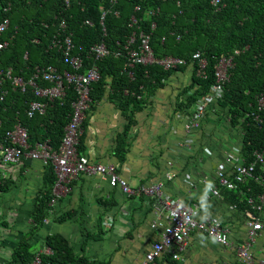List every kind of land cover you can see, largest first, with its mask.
I'll return each instance as SVG.
<instances>
[{
	"label": "trees",
	"instance_id": "obj_1",
	"mask_svg": "<svg viewBox=\"0 0 264 264\" xmlns=\"http://www.w3.org/2000/svg\"><path fill=\"white\" fill-rule=\"evenodd\" d=\"M213 1L71 0L70 5H67L65 0H0V23L6 17L11 21L9 30L1 38L9 42L8 48L0 56L1 66L5 72L12 68L15 75L25 79L32 77L36 68L55 66L59 72L69 70L70 66L65 65L61 50L52 48V45L55 38L64 41L66 36H71L75 45L74 54L85 57L86 68L89 64L96 63L102 75L101 80L93 87L94 102L91 109L94 108L96 99L113 93L121 100L123 110H127V117L133 122L135 113L142 108V104L151 95L156 96L157 92L166 89L169 82V87L173 86V92L169 95L170 102L168 101L169 106L166 108H171L170 112L176 118L179 113H190L216 83L215 69L219 60L232 56L239 50L240 54L235 56V67L230 71L231 80L225 85V93L217 103L218 114L203 120V127L199 132L202 141L199 142L206 145L215 141V145H220L226 139H232L234 131L242 157L246 164H251L255 161L256 152H264V112L258 106V97L264 94V0H222L218 5H214ZM137 7H140V11L136 10ZM9 8L11 10L6 12ZM153 12L154 15L151 14ZM104 13L106 16L102 23ZM133 17L138 20L136 25L132 23ZM153 24L156 25L155 29ZM134 33L139 41L142 33L151 35V45L157 57L170 55L182 58L187 61V65L170 71L159 66L137 65L132 69L127 68L125 47ZM101 42L107 44L111 54L94 62L89 54L90 48ZM197 52H201L208 60L206 78H199L196 74L198 63L192 59ZM130 71L134 74L133 78L129 76ZM186 71L188 74L182 79L179 73ZM173 79L174 82L171 81ZM40 85L45 86L47 83L40 81ZM5 91L7 96L0 102V139L4 140L6 133L21 123L29 132L31 148L49 140L55 149H59L65 128L71 119L72 103L77 99L74 88L69 87L63 100L50 103L45 114H37L34 118L27 115L29 105L38 99L32 89L21 93L7 81ZM90 112L91 110L88 113ZM257 116H261L263 121L257 122ZM87 125L86 120L84 131ZM178 126L181 129L184 127L183 124ZM83 140L84 135L80 152L85 154ZM119 151L125 153L127 143H119L117 153ZM172 151L162 146L159 151L160 162L162 158L167 160L164 154L170 155ZM123 154L122 160L125 156ZM169 155L168 160L171 159ZM195 157L198 156H191L192 159ZM45 167L47 170L43 188L38 191L39 196L31 213V226L11 252L8 264H35L38 252L33 241L41 231L47 229L46 220L51 217L53 188L56 183L54 168L51 165ZM182 173H185L184 169L180 175ZM7 181L0 179V190L6 191L5 193L13 183L10 180L9 185L5 184ZM168 185L169 183L166 187ZM262 194L263 186L250 179L237 191H223L226 201L242 212L244 218L248 213L261 216L254 209L256 205H251L249 200L252 199L256 204ZM71 214L67 213V216L70 218ZM56 215L57 213L55 217ZM212 218L220 221L216 215ZM0 224V232L2 228H11L9 222ZM201 234L207 237L204 233ZM92 238L95 237L90 235L89 240ZM40 241L45 249L51 250L50 254L39 253L40 264H107L77 253L75 247L60 234L47 235ZM87 242L88 240L85 245ZM181 254L183 256L184 253ZM165 256L169 264H179L173 253H167L161 258ZM237 264H240L239 261Z\"/></svg>",
	"mask_w": 264,
	"mask_h": 264
},
{
	"label": "crops",
	"instance_id": "obj_2",
	"mask_svg": "<svg viewBox=\"0 0 264 264\" xmlns=\"http://www.w3.org/2000/svg\"><path fill=\"white\" fill-rule=\"evenodd\" d=\"M187 74V71L179 73L182 79ZM169 86L157 92L156 96L151 95L135 113L133 122L127 117V110H123L121 100L113 93L96 99L86 119L88 125L84 131L83 152L94 162L117 165L121 176L133 187L153 185L158 180L166 185L169 183L167 187L165 185L169 196L180 198L191 206L200 204L201 220L218 216L229 230L232 242L241 245L247 240L246 218L226 201L224 189H221L222 198L201 202L210 186L202 183V178L209 177L210 184L217 183L214 178L217 167L226 162L232 149L240 148L237 134L233 131L232 139H226L223 145H215V141L204 145V142H199L198 134L189 140L191 148H180L179 143L189 138H185L184 129L178 126L184 125L185 118H176L170 112L172 109L166 108L170 102L169 95L173 92V86ZM122 141L127 143V151L117 153ZM162 146L173 150V154H164L167 160L162 158L160 162ZM122 154L125 155L123 160ZM167 155L171 159L168 160ZM192 155L198 157L192 159ZM169 162L177 166L175 172L179 171L172 181H167L166 164L168 166ZM45 166L43 162L29 158L12 166L0 160V176L2 171L7 173L6 177L0 179L14 183L5 196H0V223L5 221L11 224L9 230L2 228L0 232V264H8L11 252L31 226V213L39 196L38 191L43 188ZM182 169L185 173L180 175ZM227 170L230 172L231 165L227 166ZM8 181L5 184L9 185ZM0 191L2 194L6 192ZM57 202L51 209L50 215L53 217L48 218L50 223L46 224L47 229L41 231L33 241L38 254L45 250L40 241L42 237L60 234L75 247L77 253L91 260L105 261L107 264H141L162 235V229L152 228L158 218L152 199L129 197L100 177L82 176L73 184L72 193L61 196ZM67 213H72L70 218ZM162 218L166 220L164 215ZM90 235L95 238L89 240ZM255 254L257 258L264 259V231L255 246ZM236 256L234 249L223 247L201 233H194L178 262L237 264ZM157 264L169 263L165 256Z\"/></svg>",
	"mask_w": 264,
	"mask_h": 264
},
{
	"label": "built area",
	"instance_id": "obj_3",
	"mask_svg": "<svg viewBox=\"0 0 264 264\" xmlns=\"http://www.w3.org/2000/svg\"><path fill=\"white\" fill-rule=\"evenodd\" d=\"M116 2L117 0H112ZM222 0H214V5L221 4ZM70 5L71 0H65ZM140 11V7H137ZM106 13L103 14L102 23ZM132 23L137 24L138 20L133 17ZM63 23V27H65ZM156 25H153L155 29ZM10 20L5 19L0 23V56L8 48L9 42L3 41L2 36L9 30ZM106 31V29H104ZM165 41V40H163ZM136 48L131 46L136 45ZM52 48L61 50L65 65L70 66L69 70L59 72L55 66L36 68L35 74L25 79L14 74L12 69L4 71L0 62V102L7 96L5 83L11 82L15 90L26 93L32 89L37 100L33 101L27 110L29 118H34L37 114H45L50 103L55 100H63L67 95V89L73 87L77 94V99L72 103V115L69 124L65 128L63 142L59 149H55L50 141L38 143L31 148L29 144V132L18 123L13 130L6 133L4 140L0 139V160L6 165H19L24 158L38 160L45 165H51L56 175V183L53 191L51 207H55L61 196L69 195L73 191V184L82 176L100 177L109 182L111 187L120 189L129 197H147L154 201V207L158 218L153 229H162L160 240L154 243L151 250L146 254L141 264H156L157 260L167 253H173L174 259L181 260L182 254L188 246L192 235L196 232L204 233L207 237L219 245L234 249L240 264H264V259H259L255 254V246L262 232L264 231V152L255 153V161L246 164L241 155L240 148L232 149L226 157V162L219 165L215 171L214 178L216 184H210L209 177H203L202 183L210 185L208 191L203 196L202 203H207L213 198H222L221 189L237 191L247 180H255L263 186V194L255 204L252 199L251 205H256L255 210L261 216L248 213L246 216L247 240L241 245H235L230 237L229 230L224 224L212 217L204 220L200 219V204L188 205L180 198L169 196L165 191L164 182H157L153 185L133 187L118 170L117 165L105 164L91 161L89 156L80 152L81 139L84 135L83 125L87 119L88 112L93 104V85L98 83L101 72L96 63L89 64L86 68L85 57L74 54L75 45L71 36H66L64 41L55 38ZM127 51V67L132 69L137 65L144 67L159 66L165 71L178 70L187 65V61L174 56L157 57L151 45V35H141V41L137 39L136 33L128 41L125 47ZM90 57L94 62L103 60L111 54L105 42L97 43L90 48ZM240 51H235L234 55L223 57L219 60L215 69L216 83L211 87L210 92L205 95L201 102H198L190 113H179L177 118H185L184 133L185 138H189L179 143L180 148H191L193 136L197 137L203 127V120L208 116L218 114V101L225 93V85L230 82V71L235 67V56ZM119 56V54L117 55ZM198 63L197 76L206 78L208 60L200 52L196 53L192 59ZM84 70V72H82ZM131 78L133 72H129ZM40 81L47 85L41 86ZM259 110L264 112V94L258 97ZM257 122H262L261 116L256 117ZM207 150V149H206ZM231 165L230 172L227 166ZM177 166L173 162L168 163L167 179H175ZM261 170V171H260ZM7 173L1 172L0 178L6 177ZM52 212V211H51ZM165 216L163 221L162 216ZM50 220H46V224ZM44 253L50 254L51 250L46 249ZM41 263V256L36 257L35 264Z\"/></svg>",
	"mask_w": 264,
	"mask_h": 264
},
{
	"label": "clouds",
	"instance_id": "obj_4",
	"mask_svg": "<svg viewBox=\"0 0 264 264\" xmlns=\"http://www.w3.org/2000/svg\"><path fill=\"white\" fill-rule=\"evenodd\" d=\"M151 14L154 15L155 13L153 12V13H151ZM135 25H136V24H135ZM153 25H154V24H153ZM142 34H144V33H142ZM142 34H141V35H142ZM144 35H150V34H149V33H147V34L145 33ZM135 48H136V47H135ZM197 53H198V52H197ZM200 53H201V52H200ZM195 54H196V53H195ZM195 54H194V55H195ZM194 55H193V56H194ZM168 56H170V55H168ZM128 63H129V62H128ZM126 67H127V66H126ZM127 68H128V67H127ZM129 69H130V68H129ZM45 250H46V249H45ZM43 252H44V251H43ZM40 254H41V253H40ZM40 254H38V255H40ZM38 255H37V256H38Z\"/></svg>",
	"mask_w": 264,
	"mask_h": 264
},
{
	"label": "rangeland",
	"instance_id": "obj_5",
	"mask_svg": "<svg viewBox=\"0 0 264 264\" xmlns=\"http://www.w3.org/2000/svg\"><path fill=\"white\" fill-rule=\"evenodd\" d=\"M5 194H6V193H3V194H2V192H0V196H2V195L5 196ZM10 195H12V194L10 193ZM12 198H14V197L12 196ZM0 199H1V197H0Z\"/></svg>",
	"mask_w": 264,
	"mask_h": 264
}]
</instances>
